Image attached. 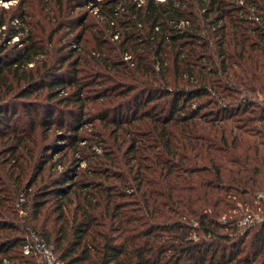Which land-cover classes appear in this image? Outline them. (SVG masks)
Listing matches in <instances>:
<instances>
[{"label": "trees", "instance_id": "obj_1", "mask_svg": "<svg viewBox=\"0 0 264 264\" xmlns=\"http://www.w3.org/2000/svg\"><path fill=\"white\" fill-rule=\"evenodd\" d=\"M53 1L0 5V264H264V0Z\"/></svg>", "mask_w": 264, "mask_h": 264}, {"label": "rangeland", "instance_id": "obj_2", "mask_svg": "<svg viewBox=\"0 0 264 264\" xmlns=\"http://www.w3.org/2000/svg\"><path fill=\"white\" fill-rule=\"evenodd\" d=\"M18 1H20V0H0V5L6 7V6L10 5V4H16ZM99 1H103V0H84L82 5H79V6L76 7L75 11L71 10V12H73L72 13L73 15L71 14V16H73V20H75L78 16H84L86 18L85 22H86V25H88V29L84 33L85 35L83 37V40H82L81 44L83 43L84 45H86L87 46L86 48L88 50H92V47L95 44L94 40L90 36L95 29H96V31H98L100 28L104 29L103 37H107V34H108L107 33L108 30L104 28V24L102 23V21H100L103 16L98 11V6L99 5L96 4V2H99ZM31 5L34 7V10H35L34 14L37 15V16L35 15V18L37 17L38 19H41V20L45 19V17L48 20V15L52 16V15L56 14V12H57L56 4H55V1H53V0H49V1H45V0H31ZM99 14L102 17H99ZM53 21L54 20L52 19L51 22L53 23ZM46 22H48V21H46ZM46 22L43 20V24H45ZM15 24H17V26H19L18 25L19 24L18 21H15ZM67 28H71V25L68 26ZM67 28L63 29V31L60 34H64V32H66L68 30ZM72 28H74V26H72ZM74 30H75L74 34L81 32L80 28L79 29L75 28ZM87 37H90V39H91V40H89L88 44H86L84 42V40ZM113 38L116 40L115 37H113ZM70 39H71V37H70ZM66 40L68 42V39H66ZM14 42H19V44L17 45V50L23 52L24 48H26V44L21 43L22 41L18 37H15L13 39L11 45H13ZM64 44H66V43H64ZM79 45H80L79 42L73 41L71 46H68L65 49V53H67L68 50H70L71 48L79 47ZM58 46L62 47V45L61 46L58 45ZM123 57L127 61L132 60L131 59L132 55H130V54L124 55ZM65 70L66 69H63V71H65ZM94 88H96V86L92 87V89H94ZM68 91L71 92V89H68ZM89 91H90V89L86 88L84 92L86 93V92H89ZM65 94H67V92L63 93L62 95H65ZM31 100L35 101V98L32 97ZM89 105H92V103L90 102ZM60 107L63 108L64 110L65 109L68 110L70 108L76 109V106H74V105H68L67 106V105L63 104ZM12 108L16 111V115H15L14 118H16V116H19V117L20 116H24L23 105L21 104L20 101H18V103H15V104L11 105L10 109H12ZM39 110L41 112L40 114L42 116H44L45 111H43V107H40ZM88 110L93 111V112L95 111L93 108H89V109H87V111ZM127 112H129L128 108L123 110V114H127ZM12 113H13V111L10 110V115ZM86 116H85V118H86ZM103 127H105V129H107L108 132H110L111 130H113L115 128V126H113V124L110 123V122L104 123L102 120L96 119V120H92L91 122L85 123V126L81 130V134H83V135H85L87 137H90L91 133H93V132L96 133L97 130H99V129L103 128ZM42 129L43 128L40 127V131H43ZM56 131H57L56 129L52 128V130L50 132L52 135L48 138V140L46 142H48L50 139L53 138L52 142L56 143V141H57V143H62V141H60L61 138L54 137V135L57 134ZM55 136H58V135H55ZM82 144H84V142H82ZM96 150H97V152H101L100 148L96 149ZM56 157H58V155ZM88 166H90V165H88L87 161L81 160L76 167L80 168V170L78 171L79 174H80V172L82 170H84V169H87ZM58 169L59 170L62 169V166L59 165ZM23 199H24V197H23ZM39 260L42 262V259L40 258V256H39Z\"/></svg>", "mask_w": 264, "mask_h": 264}, {"label": "built area", "instance_id": "obj_3", "mask_svg": "<svg viewBox=\"0 0 264 264\" xmlns=\"http://www.w3.org/2000/svg\"><path fill=\"white\" fill-rule=\"evenodd\" d=\"M140 1L143 2V0ZM258 198L262 199L264 202L263 193H259ZM262 220L263 218L259 213L249 211L238 222V226L239 228H244L246 226H249L250 224L261 222ZM23 251L26 254L39 255L44 264H64V262L55 253L54 248L47 241H45L44 238H42L39 234L35 232L27 236L23 244Z\"/></svg>", "mask_w": 264, "mask_h": 264}]
</instances>
